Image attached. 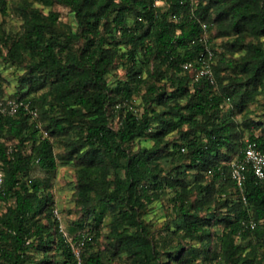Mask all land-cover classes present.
I'll use <instances>...</instances> for the list:
<instances>
[{
	"label": "trees",
	"instance_id": "16d2710c",
	"mask_svg": "<svg viewBox=\"0 0 264 264\" xmlns=\"http://www.w3.org/2000/svg\"><path fill=\"white\" fill-rule=\"evenodd\" d=\"M44 1L71 9L74 27L61 30L59 13L46 15L31 0L18 6L20 32L8 33L0 18V59L16 65L28 59L22 87L47 88L39 99H25L37 109L36 121L23 109L15 116L0 114V264H75L54 216L51 182L31 174L37 168L54 172V141L77 130L80 137L66 140L68 152L62 158L75 159L76 202L84 215L98 220V205L113 214L107 244L114 254L126 252L132 264H183L185 255L209 258L210 216L226 208V225L217 238L221 261L264 264V251L260 257L257 253L264 250V184L251 170L242 191L232 179L233 151L240 146L241 157L246 142L240 123L223 114L228 101L242 109L256 94L264 95V46L252 40L264 37V0H165L164 6L153 0ZM0 11L6 15V0H0ZM213 20L222 34L235 36L232 51H248L237 65L244 77H234L228 85L222 84L216 65L215 84L197 80L194 67H184L188 62L198 65L205 48L199 40L203 24ZM138 62L146 68L145 79ZM119 63L126 67V79L113 87L108 75ZM143 84L141 111L135 113L133 96ZM249 123L259 127L263 122L250 118ZM153 128L158 129L155 144L134 151L133 142ZM174 131L181 134V142L172 147L182 162L165 172L157 161L170 144L163 145V138ZM248 133L249 141L264 151V129ZM190 172L199 180L188 187ZM205 173L211 175L206 184ZM166 188L175 192L171 199L177 216L165 226L175 224L181 241L162 251L144 214ZM231 188L236 199L217 198ZM87 233L92 240L83 251V264H106L93 251L99 232ZM196 241L202 245H192ZM60 257L65 259L60 262Z\"/></svg>",
	"mask_w": 264,
	"mask_h": 264
},
{
	"label": "rangeland",
	"instance_id": "374dc122",
	"mask_svg": "<svg viewBox=\"0 0 264 264\" xmlns=\"http://www.w3.org/2000/svg\"><path fill=\"white\" fill-rule=\"evenodd\" d=\"M34 2V5L39 7L44 14H48L50 11H55L59 13L58 27L61 30H68V27H74L75 25V16L74 13L68 7L58 5L56 3H48L44 0H31ZM7 4V13L3 15L0 11V18L4 20L6 31L10 34H16L22 29L23 19L20 16L18 11V6L21 4V0H6ZM165 2L158 4L157 6H164ZM132 19L130 20V22ZM210 24V25H209ZM207 30V39L210 47L215 52V58L213 61V71L214 66L216 65L220 69V80H222L223 85H228L233 83V78L239 76L243 78L244 75L241 74L237 65L240 61L245 60L247 57L248 51L245 49H237L232 51L230 49V43L234 42L235 36L233 34L224 35L218 29V22L211 21ZM250 37L247 38L249 40ZM253 42L262 44L264 46V37L257 39H252ZM125 49H122V52ZM121 62V61H120ZM29 60L26 59L22 61V64L16 65L13 63H5L0 59V96L2 98H10L17 100H25L27 98H35V100L42 97L45 93V89H40L37 91L29 89V83H26L22 87V78L27 72V66ZM138 68L142 70L143 79L147 78L146 68L143 63L138 62ZM122 63H119L118 67L108 75L109 83L114 87L118 80H125V69ZM194 70L196 71V65H194ZM215 75V74H214ZM216 81V80H215ZM215 84V82H214ZM216 90L220 89V81L215 86ZM28 92L27 95L26 92ZM145 93L144 84L140 88V93L137 96H133V104L135 105L134 112L140 113V104L143 102V94ZM25 95V96H24ZM23 98H20L22 97ZM223 114L231 115L237 122L240 123L241 130H244L243 140L247 142L249 140V130L254 131L256 134H261L264 129V95L256 94L254 98L242 107L231 101H228L224 104ZM254 120L255 123L263 122L259 127L251 126L249 119ZM39 127L42 128V123H39ZM188 126H184L183 129L186 130ZM157 128H153L152 134L147 135L143 139H136L133 142V150L137 151L143 147H152L155 144L153 134L157 132ZM80 133L73 131L67 137H59L54 142V152L57 155L58 166L54 172H46L37 168L31 176H36L40 178H46L51 182L52 192L54 194L53 202L55 204L54 216L57 218L59 223L60 231L65 234L69 239L76 238L81 232L92 231L93 235L96 232L98 237L94 243L93 251L100 253L102 260L106 264H132L131 259L126 254V252L115 253L112 249L108 247V235L112 232V220L113 214L104 207L97 206L98 211H100L99 219L95 220L90 219L87 215H84V212L81 210V207L76 202V173L77 166L75 159H63L62 157L67 154L68 146L66 140L77 139L80 137ZM181 134L178 131L169 133L163 138V145L169 141V147L165 149V152L162 153L157 161L158 167L163 168L166 172L172 167L180 164L182 162L181 157L178 153L175 152V149L172 147L173 144L180 141ZM78 140V139H77ZM241 147H237L233 151V155L230 159L231 163L238 158ZM229 161V162H230ZM230 163V164H231ZM197 180L195 172H190L187 174L185 179L188 187L193 185ZM205 184L211 181L210 173H205V178H203ZM222 183L216 185L217 189L220 190ZM228 194V195H227ZM226 193H218L217 198L221 201L226 200L227 198H237L234 190L231 188ZM175 195V192L171 188L164 189V192L160 193L159 199L154 201L152 204L147 205L145 209L144 219L148 224L150 230L154 232L153 237L156 241L158 247L164 251L175 247L179 244L181 231H178L175 224L171 228H167L165 223L167 221L173 220L176 218V211L174 210V204L171 199ZM57 211V213H56ZM211 215L213 218L211 223V230L213 233L211 241V250L212 254L207 257L194 256V255H185V260L189 264H224L220 258V248L218 246V235L222 233L225 228V221L223 220L224 215H226V208L219 209L218 213ZM215 221V222H214ZM214 222V223H213ZM192 241L184 240L183 243L187 246L191 245ZM238 242H241L238 239ZM244 245H248V240L242 241ZM192 245L201 246L202 244L198 241L193 242ZM249 250V249H248ZM263 249L258 250V256L263 255ZM38 258L42 257L41 251H32ZM65 257H60L59 261L62 262ZM167 260V257L163 258ZM185 261L183 264H186ZM171 264H181L178 260L171 262Z\"/></svg>",
	"mask_w": 264,
	"mask_h": 264
},
{
	"label": "built area",
	"instance_id": "2783aa9c",
	"mask_svg": "<svg viewBox=\"0 0 264 264\" xmlns=\"http://www.w3.org/2000/svg\"><path fill=\"white\" fill-rule=\"evenodd\" d=\"M153 2L158 5L165 2V0H153ZM203 28L204 33L199 40L204 43L205 48L197 59L198 65L196 66L195 78L197 80L205 78L210 83L214 84L215 75L213 71V61L215 58V52L208 43L206 35L208 30L207 24L204 23ZM194 65L195 63L188 62L184 65V67L186 69H191ZM22 109L30 115L32 120L36 121L38 118V111L32 106L31 102L0 97L1 115L15 116ZM44 135H46V133H44ZM249 170H251L256 178L264 184V151L260 150L255 142L248 140L242 150V156L231 163V177L241 191L243 190V186L247 178V171ZM3 182L4 176L0 171V193L3 190ZM67 240L71 245L75 258V264H83V251L85 250L86 245L92 240V236L87 232H82L77 241L69 238H67Z\"/></svg>",
	"mask_w": 264,
	"mask_h": 264
}]
</instances>
